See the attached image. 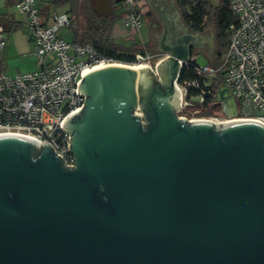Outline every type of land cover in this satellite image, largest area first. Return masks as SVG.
I'll return each mask as SVG.
<instances>
[{
    "label": "water",
    "instance_id": "obj_1",
    "mask_svg": "<svg viewBox=\"0 0 264 264\" xmlns=\"http://www.w3.org/2000/svg\"><path fill=\"white\" fill-rule=\"evenodd\" d=\"M164 27L155 70L80 82L86 103L64 123L75 167L0 138V264H264V125L176 115L196 36ZM228 98L221 84L214 101Z\"/></svg>",
    "mask_w": 264,
    "mask_h": 264
},
{
    "label": "built area",
    "instance_id": "obj_2",
    "mask_svg": "<svg viewBox=\"0 0 264 264\" xmlns=\"http://www.w3.org/2000/svg\"><path fill=\"white\" fill-rule=\"evenodd\" d=\"M43 1L16 2L17 11L28 20L37 68L14 75L0 72V134L24 137L37 147L50 146L63 158L65 166L75 167L76 157L69 149L71 133L64 123L86 103V94L78 88L87 71L101 62L115 61L103 56L92 41L81 43L64 38L61 30L71 24L72 15L46 14L40 4ZM121 1L125 26L139 30L143 23L139 0ZM228 5L235 20L227 30V51L219 64L197 66L198 73L207 78L205 86L201 87L195 80L183 85L177 81L180 106L184 110L191 104L188 87L199 89L196 99L203 100L206 86L221 75L222 84L235 99L236 110L232 116L219 119L211 115L206 120L214 123L251 120L264 125V0H228ZM5 43L6 29L0 24V48ZM157 56L151 52L136 53L138 62L150 63ZM193 60L196 59L191 58L187 63ZM135 113L143 116V112Z\"/></svg>",
    "mask_w": 264,
    "mask_h": 264
},
{
    "label": "trees",
    "instance_id": "obj_3",
    "mask_svg": "<svg viewBox=\"0 0 264 264\" xmlns=\"http://www.w3.org/2000/svg\"><path fill=\"white\" fill-rule=\"evenodd\" d=\"M69 1L72 3L70 27L74 29L75 33L73 41L81 43L92 41L103 56L111 58L115 62L127 64L137 63L136 53L146 52L142 47H127L111 39L110 32L116 17L108 18L97 15L87 1H85V4L80 3V0H59L57 3ZM176 1L182 18L190 29L198 32H203L210 27L215 29L217 41L215 50L217 55L216 64H219L228 48L227 30L229 24L235 20L234 14L229 8L228 0H220L218 5H215L213 0H198L197 2H194V0ZM79 14H83L85 18L83 28L78 26ZM152 60L154 65L157 58L154 57ZM198 65L196 60L184 64L178 82L183 85L186 81L195 80L201 87L205 86L207 78L203 74L198 73ZM222 83L221 75L214 78L211 84L206 86L207 92L204 94L203 100L196 99V96L200 93L199 89L193 86L188 87L187 98L191 101V104L184 110L194 113L195 116L213 115L214 98Z\"/></svg>",
    "mask_w": 264,
    "mask_h": 264
},
{
    "label": "crops",
    "instance_id": "obj_4",
    "mask_svg": "<svg viewBox=\"0 0 264 264\" xmlns=\"http://www.w3.org/2000/svg\"><path fill=\"white\" fill-rule=\"evenodd\" d=\"M57 1L59 0H44L41 2L44 13L51 14L50 2L57 3ZM85 1L91 4L97 15L108 18L116 17L110 32V37L114 42L127 47H142L146 52L156 54L160 52L157 47L160 38L159 19L163 18V23L169 25L174 19L179 20V18H182L176 0H139L143 12V23L139 30L129 29L123 22V24H120L119 21L123 15L121 0H108L110 3V8L107 7L108 13L96 8L95 0H80V3L85 4ZM16 2L17 0H0V24L6 29V43L3 48H0V72L12 75L33 71L37 68L36 56L33 54L34 41L29 34L28 20L26 15L17 11ZM62 12L71 14L70 10ZM78 23L80 28L84 27L85 18L83 14H79ZM181 24L184 32H191V29L183 20ZM70 29L74 30L69 25L68 30L70 31ZM192 33L198 36V33ZM213 53L215 52L209 53L211 60ZM160 55L165 57L167 54L161 53ZM195 57L196 55L193 54L192 58Z\"/></svg>",
    "mask_w": 264,
    "mask_h": 264
},
{
    "label": "rangeland",
    "instance_id": "obj_5",
    "mask_svg": "<svg viewBox=\"0 0 264 264\" xmlns=\"http://www.w3.org/2000/svg\"><path fill=\"white\" fill-rule=\"evenodd\" d=\"M213 3L215 4V5H218L219 3H220V0H213ZM50 5H51V9H50V13L53 15V14H55V13H62V11H66V10H70L71 9V7H72V3L69 1V2H60V3H53V2H50ZM121 12H122V10H121ZM123 13H124V10H123ZM123 15H122V17L119 19V21H120V24H123L124 22H123ZM123 22V23H122ZM125 25V24H124ZM146 25V24H145ZM68 27L69 26H67V27H65V28H63L62 30H61V33H62V35H63V37L64 38H66L67 40H73L74 39V35H75V33H74V30H72V29H70V31L68 30ZM128 28V27H127ZM129 29H131V28H129ZM68 30V31H67ZM202 38H203V40H204V42L205 41H207L206 42V46H205V50H204V52H202V51H195L193 54L194 55H196V57H195V59H196V62L200 65V66H204V65H208V64H216V57H217V55L215 54V53H213V58H212V60H211V58H210V54H209V48H210V44H211V42L213 43V47H217V43H216V40H215V36H216V32H215V29L213 28V27H210V28H207L205 31H203L202 33H201V35H200ZM156 58H158L157 59V61H156V63L158 62V60L160 59V58H162L161 57V55H158ZM140 62H143V63H147V64H149L150 65V67L152 68V69H154L155 70V65H156V63L153 65V60H151L150 61V63H148V61H140ZM138 63V62H137ZM13 65H15L14 63H12ZM133 64H135V63H133ZM158 77H159V79H161V81L163 82V80H162V77H160L159 75H158ZM139 104L137 105V107H136V109H135V111H138L139 113H141L142 111L139 109ZM213 110H214V113H213V115L212 116H218L219 117V119L220 118H222V117H224L225 115H227V114H225L224 112H218V111H216L214 108H213ZM183 114V116H187V118L188 117H192V118H194V119H199V118H202V119H207L208 117L207 116H204V117H206V118H203V116H195L194 115V113H190V111H185V110H182V108H181V106H179V108H178V110L176 111V115H178V116H181ZM142 118L144 119V117L142 116ZM210 118V117H209Z\"/></svg>",
    "mask_w": 264,
    "mask_h": 264
},
{
    "label": "flooded vegetation",
    "instance_id": "obj_6",
    "mask_svg": "<svg viewBox=\"0 0 264 264\" xmlns=\"http://www.w3.org/2000/svg\"><path fill=\"white\" fill-rule=\"evenodd\" d=\"M182 16V15H181ZM160 20V35L164 32V29H165V24L163 23V18L159 19ZM182 20L184 21L183 18H179L178 19H174L172 21V23H170L168 26V30H169V37L170 38H174L177 34H181V33H184L183 29L181 28V23H182ZM185 22V21H184ZM191 32H196L198 33V36H196V39L190 44V50L192 52V55L193 53L196 51H202L204 52L205 50V46H206V42H204L203 38L200 36L202 32H198V31H194L191 29ZM215 40H216V36H215ZM217 43V41H216ZM160 46V42L158 41L157 42V47L159 48ZM210 48H209V53H212V52H215L216 48L213 47V43L211 42V44L209 45ZM156 54V53H154ZM161 53H157V55H160ZM164 58V57H162ZM160 58V59H162ZM158 59V58H157ZM159 59V60H160ZM158 60V61H159ZM235 101H233L232 98H228L227 101L225 102V104H221L219 103V101H214V105H213V108L218 111V112H224L226 114V110L227 111H231V112H235L236 110V103H234ZM135 112V110H133ZM82 113L79 114V116L81 115ZM144 115V114H143Z\"/></svg>",
    "mask_w": 264,
    "mask_h": 264
},
{
    "label": "bare ground",
    "instance_id": "obj_7",
    "mask_svg": "<svg viewBox=\"0 0 264 264\" xmlns=\"http://www.w3.org/2000/svg\"><path fill=\"white\" fill-rule=\"evenodd\" d=\"M114 65H126V66L133 67V68H135L137 70L141 69L142 67H148L149 66V64L143 63V62H138V63H135V64H122L120 62H109V63L101 62V63L95 65L92 69L88 70L87 72L95 71V70H98L100 68H104V67H107V66H114ZM177 89L179 90L180 95H181V90L179 89V87H177ZM180 95H179V99H180ZM202 120H206V119H202ZM207 121H209V120H207ZM233 121H235V120H233ZM8 135H12V134H0V138L8 136Z\"/></svg>",
    "mask_w": 264,
    "mask_h": 264
}]
</instances>
